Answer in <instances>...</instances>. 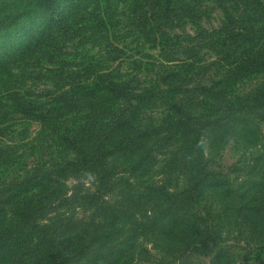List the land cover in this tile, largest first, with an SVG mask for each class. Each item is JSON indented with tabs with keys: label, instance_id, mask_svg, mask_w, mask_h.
Returning a JSON list of instances; mask_svg holds the SVG:
<instances>
[{
	"label": "trees",
	"instance_id": "1",
	"mask_svg": "<svg viewBox=\"0 0 264 264\" xmlns=\"http://www.w3.org/2000/svg\"><path fill=\"white\" fill-rule=\"evenodd\" d=\"M127 1L0 0V264H264V0Z\"/></svg>",
	"mask_w": 264,
	"mask_h": 264
},
{
	"label": "rangeland",
	"instance_id": "2",
	"mask_svg": "<svg viewBox=\"0 0 264 264\" xmlns=\"http://www.w3.org/2000/svg\"><path fill=\"white\" fill-rule=\"evenodd\" d=\"M199 1H201L203 5L202 9H204L205 11L204 18L200 23L201 26L205 29L217 28L223 21V13L221 9L212 2L206 1V3L203 4L204 0ZM130 3L131 0L120 3L113 9L111 19L108 20L111 24V26H109L108 33V39L110 40L109 42L114 46H119L120 48H122V45H125V47L128 48V55H131L133 53V48L136 44V35H133L135 33L136 20L134 11L131 8ZM186 31L191 33L193 29L191 26H187ZM101 50L102 48L100 49L99 47H93L91 45H88L86 47V51L89 55H99L101 53ZM47 69H49V67H47L44 63H40V67L38 66L37 68L33 66L29 67L25 78L26 87H29L32 90L35 88L41 90L44 87H47V83H43L41 81L39 82L32 78L35 77L38 73L44 72ZM262 82L263 79L260 77L245 80L238 86V92L240 94H246L249 91L255 89ZM21 128V126L17 127V129L20 130ZM37 131L38 126L36 124H30L28 126V132L31 138L35 136V133ZM240 157L241 153L234 147L232 143H230L223 150H221L218 155L214 156L213 164L216 169L226 172L230 166H232L238 159H240ZM236 253L238 255H243V253L240 251H237ZM262 258L264 259V255L262 256ZM191 261L194 264H209L208 259L197 256L191 257Z\"/></svg>",
	"mask_w": 264,
	"mask_h": 264
}]
</instances>
